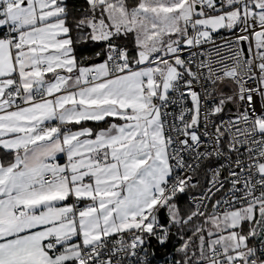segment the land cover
Wrapping results in <instances>:
<instances>
[{"label":"snow or ice","instance_id":"snow-or-ice-1","mask_svg":"<svg viewBox=\"0 0 264 264\" xmlns=\"http://www.w3.org/2000/svg\"><path fill=\"white\" fill-rule=\"evenodd\" d=\"M73 11L0 0V264H264V0Z\"/></svg>","mask_w":264,"mask_h":264},{"label":"trees","instance_id":"trees-1","mask_svg":"<svg viewBox=\"0 0 264 264\" xmlns=\"http://www.w3.org/2000/svg\"><path fill=\"white\" fill-rule=\"evenodd\" d=\"M68 8L70 11L73 12V14H75V12L73 11L74 6H80L83 4V0H66ZM76 38V33L73 32V39ZM102 45L97 43V42H93L91 40L88 41H82L80 43H76L74 45V53L77 57L78 60H83V63L85 61H87V59L85 58H90V59H95V53L100 51ZM186 197L182 198L180 203L183 206L186 202ZM177 243V239L176 237L174 238V242L172 244V249L171 251H174V246Z\"/></svg>","mask_w":264,"mask_h":264},{"label":"built area","instance_id":"built-area-1","mask_svg":"<svg viewBox=\"0 0 264 264\" xmlns=\"http://www.w3.org/2000/svg\"><path fill=\"white\" fill-rule=\"evenodd\" d=\"M247 47H248V45H247V43H245V48L247 49ZM257 103H259L258 98H257ZM236 111H237L236 106H234V105L229 106L228 108L225 109V112L223 114V118L224 119L230 118V116L234 115L236 113ZM224 175L226 176L227 173L225 172ZM196 194H198V193H193V195H196ZM186 199H187V197H186ZM153 243L157 244L155 240H153ZM149 251L151 252L152 248H150ZM171 253H172V251H170L169 254H171ZM167 260H168V254L162 258L156 257L154 264H166Z\"/></svg>","mask_w":264,"mask_h":264},{"label":"water","instance_id":"water-1","mask_svg":"<svg viewBox=\"0 0 264 264\" xmlns=\"http://www.w3.org/2000/svg\"><path fill=\"white\" fill-rule=\"evenodd\" d=\"M243 47L245 48V43H244ZM93 61L96 62V61H102V60L96 57ZM90 63H92L91 59L87 61V64H90ZM174 238L175 237H173L172 242L168 244L166 249L163 248V247H159L157 244L153 243V241H152V245H153L154 250L156 252V257L157 258H162V257H164V256H166L167 254L170 253V251L172 249V244L174 242ZM152 250H153V248H152Z\"/></svg>","mask_w":264,"mask_h":264},{"label":"crops","instance_id":"crops-1","mask_svg":"<svg viewBox=\"0 0 264 264\" xmlns=\"http://www.w3.org/2000/svg\"><path fill=\"white\" fill-rule=\"evenodd\" d=\"M88 60H90V58L89 59H87V61ZM92 60V63H90V64H87V61H85L83 64L85 65V66H89V65H91V64H96V63H101L102 61H93L94 59H91ZM90 124H91V122H89ZM94 126V125H93Z\"/></svg>","mask_w":264,"mask_h":264}]
</instances>
